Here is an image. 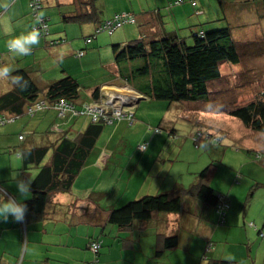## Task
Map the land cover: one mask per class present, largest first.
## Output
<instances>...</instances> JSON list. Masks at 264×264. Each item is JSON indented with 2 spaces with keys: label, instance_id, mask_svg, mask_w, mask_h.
I'll return each mask as SVG.
<instances>
[{
  "label": "rangeland",
  "instance_id": "1",
  "mask_svg": "<svg viewBox=\"0 0 264 264\" xmlns=\"http://www.w3.org/2000/svg\"><path fill=\"white\" fill-rule=\"evenodd\" d=\"M241 1L250 6L251 13L244 12L245 21L249 24L243 26L241 30H234L233 33L234 41L240 52V61L235 63L224 60L221 63V75L208 82V94L195 100H170L145 95L146 98L141 99L136 109V116L144 122V127L138 124L137 119L135 124L133 120H129V123H132L130 127H126L122 123L117 128L115 123H107L93 149L96 154L99 149L104 147L100 152L103 153V150L106 149L104 157L109 160L107 165L101 167L99 182H93H97L100 187L110 191L108 196L99 198L104 207H108L114 202L119 203L117 201L122 197L121 201L125 200L122 204L136 198L132 191V184L134 177L138 179V174L134 175L133 169L143 152V149L138 147L139 143L146 144L145 148H147L149 140L153 139L157 150L153 152L154 157L148 159L155 160L163 168L161 174L165 181L163 189L171 190L180 185L189 187L196 179V171H201L205 166L214 164L215 169L218 168L216 172L212 173L213 175L211 174V182L213 181L215 189L219 191L223 188L231 197L246 198L243 203L246 204L245 210L249 214L245 222L235 225L228 232L224 227L227 224L226 216L222 223H219L220 215L216 210L215 213L214 209L204 208V203H199L194 197H185L183 214L195 215V212H192L193 202H198L201 205L199 211L204 210V215H198L201 219L200 223L192 225L191 234L193 252L200 251V242L208 243L203 255L205 259L211 255L209 251L217 246L222 247L224 244L239 241L248 242L243 246L249 251V254L255 255L260 247L256 237L264 238V231L262 233L257 231L256 217L260 208L257 204L252 203V195L259 185L257 181H264V167H262L264 156L257 155V152L264 153V137L261 136L264 131L248 127L239 117L230 113L231 109L239 105L264 97V18L259 17L261 2L260 0H252V3H248V0ZM228 2L235 3L234 0H118L117 4L120 9L123 8L125 11L127 9L134 10L136 7V11L140 10L136 13L137 16L139 13L155 12L156 14V10H160L161 14L165 15L169 29L176 25L178 26L176 33L189 38L193 36L191 33H194V30L203 29V26L211 24V22L203 23V21H207L205 19H215L214 22L220 25L222 20L216 21L222 14L220 6H225ZM109 4L111 5V3ZM197 8H201L202 13L198 14ZM171 10L172 12L178 11V14L173 12L176 18L169 13ZM194 17L201 21L194 24L192 19ZM49 22L53 28L52 35L67 38L76 36V39L75 42L68 45L67 53L61 56L59 62L55 63V68L51 66L45 70L47 72L38 71L44 74L53 72L50 77L57 78L65 74L74 75L81 84L82 97L87 99L92 97L91 91L97 86L125 80V77L121 76L119 72L113 44H122L139 37L140 30L141 33H148L145 26L147 23L144 25L137 20L135 23L120 25L115 30H110V33L104 29L98 32L90 43H86L85 38L94 36V30L90 31L89 27L86 28L84 24L65 22L61 13L51 16ZM218 25L213 29H216ZM81 48L85 49V53L83 56H78L77 51ZM31 56L35 57V54L28 55L30 59ZM30 59H28L29 63L33 61ZM49 62H51V58H47V63ZM142 64H144V60L137 59L130 62L129 66H141ZM31 65L40 69L36 62H32ZM46 66L45 64L44 67ZM142 81H145L144 77H132L134 85H142ZM111 99L117 100L114 97ZM38 115L39 112L35 119L30 121V124L34 127L37 125L41 131L52 126L51 124L42 126ZM78 116L70 117L69 121L64 123L66 129L69 127V123L74 129L83 127L87 118L82 114H78ZM157 126L161 128L160 131L154 130ZM171 129H174L173 134L170 132ZM200 131L212 132L220 136L221 139L214 136L211 141L203 140L197 143L196 134ZM207 138L209 139L208 136ZM216 139L220 142L212 143ZM158 165H156V171L159 170ZM90 181L92 182V180ZM127 187L131 188L129 193L132 196L125 197L124 193H126ZM221 193L229 200L227 193ZM257 197L260 202L264 201V184L260 186ZM229 205L230 200L227 210ZM215 219L216 223H214ZM210 225L212 226L210 231L204 233L209 230ZM214 233L216 239L211 237ZM242 234H245V240L242 239Z\"/></svg>",
  "mask_w": 264,
  "mask_h": 264
},
{
  "label": "crops",
  "instance_id": "2",
  "mask_svg": "<svg viewBox=\"0 0 264 264\" xmlns=\"http://www.w3.org/2000/svg\"><path fill=\"white\" fill-rule=\"evenodd\" d=\"M73 2L74 0H44V7L41 11L43 14L48 15L49 20L50 17H53L56 13H61L63 18V13L64 15L68 12L73 13L75 8L79 5L77 2L75 4ZM117 2L118 0L96 1V6L102 12L103 19L113 17L117 11H125L123 8L120 9ZM6 3L9 5L7 9L3 7ZM109 3H111V5ZM231 4V2H228L224 6L227 16L229 17L233 12H237L236 8L240 9L239 12L241 16L237 18L238 14H236L235 21L237 20L241 23L245 22L244 25L249 24L245 21L244 12L250 14L251 9H245L246 6L242 7L236 3H234L235 6L231 8ZM228 7H230L231 10ZM127 10L130 11L129 13L133 11L135 14L140 11H136V7L134 10ZM173 12L174 14H178V11ZM173 12L171 10L169 13L175 17ZM200 13H202V9L201 12H198V14ZM263 14V9L261 8L259 17ZM145 18L147 19L145 20ZM192 19L194 24L201 21L197 17ZM137 20H139L140 23H147V25H144L146 26L148 34L159 31V29L162 28L171 31H177L178 28V26L173 25L174 28L169 29L167 27L165 15L161 14L160 10H156V14L155 12L150 14L139 13ZM136 21L127 23H135ZM34 22L35 20L32 17L28 0H0V63H7L13 69L18 67L27 68L39 86L46 87L50 81L57 79V77H50L53 72L44 74L40 73L38 70L47 72L45 70H48L51 66L55 68V63L59 62L61 56L67 53L68 45L75 42L76 36H69L68 38L54 36L52 35L53 28L50 26L49 34L41 36L39 45L35 46L33 49L32 53L35 54V57L31 56L30 59L28 56L18 57L9 54L7 41L14 36L31 30ZM84 25L86 28L89 27L90 31H93L96 26V24L92 23H85ZM140 34V37L143 36L141 30ZM96 36L97 35H94L93 38ZM57 38L65 39L58 42V40H55ZM86 38V43H90L93 40L92 38V40L88 42ZM47 58H51V62L47 63ZM28 59L33 60L30 61L31 63L36 62L40 69L31 65ZM112 63L114 64L115 62ZM45 64L47 65L46 67H44ZM121 76L123 75L121 74ZM12 87L13 84L10 81L0 80V94L11 90ZM123 88L135 87L126 79L118 83H104L101 85L98 96H93V91H91V98L87 99L81 95L78 102L85 103L100 100L112 93L118 94ZM138 104L133 108L135 112L134 124L137 119L138 124L144 127V122L136 116ZM38 112V119H40L43 124L42 126L51 124V127L41 131L37 125L34 124V127L30 124V121L35 119ZM56 112L57 109L55 107H48L43 110L39 109L33 114L24 112L13 121L0 125V187H5L10 196L19 198L14 181V177L17 174L33 182L34 177L40 169V166H37L35 163H25L22 150L39 146H48L49 150L43 162L40 164L50 161L54 149L52 147L53 144L58 141L61 133L66 130L64 123H67L70 117H79L78 113H73L70 114L68 120L65 121L63 118H59ZM82 116L87 118L86 123H83V127L80 129L71 128L70 135L86 127L90 117L83 114ZM122 123L126 127L132 125L129 124L127 120L120 121L115 125L118 128ZM171 130L170 132L173 134L174 129ZM21 134L24 136L20 137ZM103 148L104 147L101 149ZM101 149H99L96 154H94L92 150L87 162L74 179L73 185L69 190H58L51 193L43 211L35 212L27 207L28 211L25 219L20 223L15 222L11 217H9L8 221L0 219V264H88V261L93 258V252L87 247L91 238H99L103 242L98 264H208L209 260L203 259L208 244L207 242H200V251H192L193 237L191 234V227L193 224L196 225L198 222L200 223L201 219L198 215H204V210L199 211L201 208L199 203H201V201L197 198L194 199L198 200L199 203L193 202L192 206L194 208L192 212H195L194 216L183 214L182 211L168 213L159 212L153 219L147 221L136 220L130 227L124 228L119 227L116 223L108 221L106 216L108 209L121 205L125 200L121 201L122 197L117 201L119 203L114 202L108 205V207H104L102 201H99V198L110 194V191L103 189L97 184L101 178V167L109 163V160L104 157L106 149L103 150V153L100 152ZM155 150L157 149L153 139H150L147 148L142 150L143 152L139 157V162L133 169L134 175L138 174V179L134 177L132 184V191L135 193L136 197L146 193H157L167 190L163 189L165 188L163 185L165 182L163 180L164 177H161L163 168L160 167L155 160L152 161L148 159L154 157L153 152ZM156 165L159 166L158 171H156ZM90 180H92V182ZM94 181L97 182L93 183ZM250 183L253 184V182ZM211 184L214 185L213 181ZM262 184H264V181L259 183L255 188L252 195V203L257 204L260 208L258 216L256 217L258 225L257 231L261 230L263 232L264 201L260 202L257 197V193L260 191V186ZM130 189V187H127V191L124 193L125 197L132 196V194L129 193ZM222 190H219V192L228 194L225 189L222 188ZM32 194L31 188V192L23 202L30 199ZM229 200L230 205L226 215L227 224L224 226L228 232L235 225L245 222L249 214V212L245 210L246 204L243 203V200H246V198L241 199L229 195ZM203 207L210 210L214 209L213 206H205V204ZM214 223H216V219ZM211 228L212 226L210 225L209 230L204 233H208ZM173 233L179 234V245L175 249L165 250L158 254L157 248L159 249L162 242H164L163 236ZM211 237L216 239L215 233L212 234ZM242 239H246L245 234H242ZM248 239L250 240L249 235ZM222 241L227 242L226 240ZM256 241L260 243V247L258 253L255 255L253 253L249 254V251L243 246L244 243L248 242L239 241L236 243L224 244L222 247L217 246L215 249L209 251V254H211L209 257L225 258L227 256H232L234 260H237V264H264V238L256 237Z\"/></svg>",
  "mask_w": 264,
  "mask_h": 264
},
{
  "label": "trees",
  "instance_id": "3",
  "mask_svg": "<svg viewBox=\"0 0 264 264\" xmlns=\"http://www.w3.org/2000/svg\"><path fill=\"white\" fill-rule=\"evenodd\" d=\"M96 1L74 0L73 3L77 2L79 5L73 13L68 12L65 15L63 13V20L73 23L96 24L94 35L104 29H107L110 33V29L104 27V25L109 20L114 22L116 19L115 15L128 12L126 14L134 17L133 21L137 20L136 14L133 12L129 13V10L117 11L113 17L103 19L102 12L96 6ZM260 2L262 8L264 0H260ZM28 3L32 17L35 20L32 28L39 24L37 16L42 14V17L47 22V31H42V36L49 34V17L41 11L44 7V0H28ZM235 3L242 7L246 6L245 9H250V6H247L241 0H235ZM248 3H252V0H248ZM232 6L235 5L232 3L231 8ZM220 8L222 11V14H220L221 18L218 17L216 19V21L222 20L220 25L214 22L215 19L204 21L203 23L211 22V24L203 26V29L194 30V33H191L193 36L189 38L181 36L175 30L171 31L162 28L150 34L142 33L143 36L128 40L122 44H113L119 72L130 83H132L133 76L144 77L145 81L141 83L142 85H134L132 83L135 88L143 93V96L150 95L155 98L170 100H195L205 97L208 94V82L221 75V63L224 60H230L235 63L240 61V52L234 41L233 33L234 30H241L245 26V22L235 21L236 14H238L237 18L241 16L240 9L236 8L237 12H233L228 17L224 5H221ZM228 8L231 10L230 7ZM197 10L201 12V9L197 8ZM261 17L264 18V14ZM120 20L121 23L116 25L113 28L114 30L118 26L127 23L125 17H120ZM217 25L218 27L213 29ZM92 38L93 36H88L86 40L89 42ZM59 39L55 40L59 42L65 38ZM80 51H83V54L85 53L84 49H79L77 51L78 56L83 55L80 54ZM137 59H143L144 64L130 67L129 63ZM14 70L13 74L22 75L29 80V87L27 90L21 91L13 85L11 90L0 94V114L9 118L7 122L13 121L24 112L33 114L36 110L48 107H55L57 116L66 121L70 114L76 113L74 110L84 109V103L78 102V99L81 98V84L74 75L65 74L50 81L46 87H41L27 68L18 67ZM100 90L101 86L92 89V95L98 96ZM62 100L73 106V109L72 107H67L63 115L60 114L59 107ZM39 103H41L40 107L37 106ZM230 113L239 117L248 127L264 131V97L239 105L231 109ZM78 114L89 116V122L83 130L72 135L69 134L71 126L64 130L58 141L52 146L54 149L50 161L40 164L49 150L48 146L22 150L26 164L35 163L40 166L32 182V197L23 202L35 212H41L45 209L53 191H67L71 188L74 179L84 167L92 150L96 147L98 138L107 123L117 124L123 120H127L129 123V120H131L128 117H113L109 122L103 117L93 120L92 114L85 112ZM130 117H132L134 123L135 112ZM5 123L0 122V125ZM160 129L157 126L154 130L160 131ZM23 136V134L20 135V137ZM214 136H217L219 140L221 139L220 136L212 132L204 133L200 131L196 134L195 140H197V143L203 140L211 141ZM219 140L216 139L212 143H219ZM257 155L264 156V153L257 152ZM216 171L215 165L209 164L201 171H196V179L189 187L180 185L171 190L146 193L124 204L111 207L106 213L107 219L121 228L130 227L136 220L147 221L153 219L159 212H181L184 208L185 197L191 196L197 198L205 205L213 206L220 215L219 223H222L226 216L228 200L210 182L212 173ZM250 194H252V191H250ZM222 201L226 204L220 210L219 206L222 205ZM259 232L262 233L261 230ZM163 240L161 247L157 248L158 254L165 250L175 249L179 245V234L164 235ZM96 241L100 242V246L97 251H94L91 242ZM102 246L103 242L99 238H91L89 240L87 247L93 252V258L88 261V264L91 262L98 264ZM203 258L205 259V257ZM208 260V264H228L225 258L208 256ZM232 264H237V260H233Z\"/></svg>",
  "mask_w": 264,
  "mask_h": 264
},
{
  "label": "clouds",
  "instance_id": "4",
  "mask_svg": "<svg viewBox=\"0 0 264 264\" xmlns=\"http://www.w3.org/2000/svg\"><path fill=\"white\" fill-rule=\"evenodd\" d=\"M3 7L7 9L9 5L6 3L3 5ZM41 17L42 14L38 15L37 21L40 22L41 27H43ZM126 21L129 22V20ZM41 36H42L41 28H37V27H33L31 30L27 32L14 36L13 38L7 41V49L9 54L18 57H24L30 55L34 47L39 45ZM14 71L15 70L7 63H0V80L10 81L16 88L20 89L21 91L27 90V88L29 87V80L25 79L22 75L13 74ZM126 92H131L130 95L133 94L135 98L130 101L124 100L123 105L129 107L134 113L133 108L141 101V98L145 97L143 96V93L139 92L136 88H123L118 94L112 93L111 95H107L106 97H109V100H112L111 97L118 99L121 98V96L124 95ZM125 117L123 116L122 118ZM128 118L133 120L132 117H128ZM261 136L264 137V133H262ZM138 146L140 147L141 150L146 149V148H142V144H139ZM14 181L19 198L15 196H10L5 187H0V219L4 221H8L9 217H11L14 219L15 222L20 223L23 222L26 213L28 211L27 205L23 203V200L26 199L29 193L31 192L32 181L30 179L24 178L20 174H17L14 177ZM225 259L228 262V264H232L234 257L227 256L225 257Z\"/></svg>",
  "mask_w": 264,
  "mask_h": 264
},
{
  "label": "built area",
  "instance_id": "5",
  "mask_svg": "<svg viewBox=\"0 0 264 264\" xmlns=\"http://www.w3.org/2000/svg\"><path fill=\"white\" fill-rule=\"evenodd\" d=\"M39 1V0H38ZM116 19L115 21H107V23L104 25V27H108L110 30H112L116 25H119L121 23L120 17H125V20H132L133 18L129 17L128 14L123 13L121 15H115ZM42 20V25L43 27H41V23L38 22L39 24L35 25L34 27L37 28H41V31H47L46 27H47V22L44 19V17H41ZM80 54H83V51H80ZM131 92H126L124 95L121 96V98H118L117 100L113 101V100H109V97H104L101 98L98 101H93L90 103H85L84 104V109L83 110H74L76 113H88V114H92V119L93 120H97L100 117H103L104 119L111 121L113 117H123V116H132L133 111L129 108L123 105V101L124 100H132L134 99V95H130ZM42 103V102H41ZM41 103H39L37 106L40 107ZM60 107V114H64L67 107L73 109V106L71 104H68L66 101L62 100L60 101L59 104ZM3 114H0V122L1 123H5L7 121H9V118L2 116ZM142 148H145V144H142ZM226 203H224V201H222V205L219 206L220 210L223 209V206ZM92 245V249L94 251H97L99 249L100 246V242H91ZM90 264H95V262H91Z\"/></svg>",
  "mask_w": 264,
  "mask_h": 264
}]
</instances>
